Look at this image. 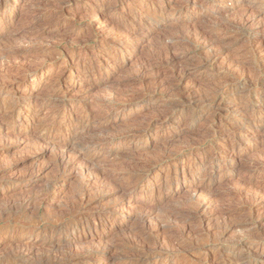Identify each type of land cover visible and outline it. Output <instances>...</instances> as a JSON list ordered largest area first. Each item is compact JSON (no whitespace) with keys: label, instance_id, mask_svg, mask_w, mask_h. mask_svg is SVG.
<instances>
[{"label":"rangeland","instance_id":"374dc122","mask_svg":"<svg viewBox=\"0 0 264 264\" xmlns=\"http://www.w3.org/2000/svg\"><path fill=\"white\" fill-rule=\"evenodd\" d=\"M261 65L264 0H0V264H264Z\"/></svg>","mask_w":264,"mask_h":264},{"label":"bare ground","instance_id":"6f19581e","mask_svg":"<svg viewBox=\"0 0 264 264\" xmlns=\"http://www.w3.org/2000/svg\"><path fill=\"white\" fill-rule=\"evenodd\" d=\"M103 22V21H102ZM184 35L182 36V37H186L188 34L187 33H183ZM181 35H182V33H181ZM182 44H188V41L186 40V39H182V38H180L179 37V39L177 38V39H175V40H172V42L171 43H168V44H164V46H163V48L159 51V53H158V57L156 58V60H157V62L154 64V63H152V62H154V60L153 61H150V62H148L147 64H146V66L145 67H143L142 68V71H145V69L148 67H150V68H152V67H154V65H156L157 64V67H159L160 66V69H162V70H158V72H161V71H163L164 69H170V70H172V72H171V76H170V78L171 79H179V78H184V77H186L187 75H188V72L185 70V69H183V66H182V64H183V60H184V57H183V55L182 54H180V53H178V50H181V46H182ZM263 65H261L260 67H259V70L260 71H263ZM165 71V70H164ZM157 73V72H156ZM163 73V72H162ZM169 74H170V72H169ZM260 74V73H259ZM259 74H255L254 75V80L252 81V82H249V83H252L251 85H250V89H254V88H256V86H258L259 84H261V81H263L262 80V78L259 76ZM163 87H165L166 89L167 88H170V83L169 82H166V83H164L163 82ZM261 87V86H260ZM235 97V96H234ZM232 98V97H231ZM179 104V105H177V107H180L181 108V113L182 114H184V113H186L187 111L189 112V111H191L192 110V108H193V106H194V100L193 99H185V100H179V102L178 101H175L174 103H172L173 105H175V104H177V103ZM171 104V105H172ZM244 109H245V107H244ZM246 113V112H245ZM171 116L170 115H164V116H162L161 117V119H163V120H165V121H167L169 118H170ZM149 123V124H148ZM147 123V126L148 125H150V122H148ZM147 126H145L144 127V129L146 130V128H147ZM107 127H108V125L106 124V123H102L100 126H99V129L100 130H103V132L105 131V130H107ZM219 129V128H218ZM140 131V130H139ZM142 131V130H141ZM215 131V130H214ZM139 132H138V130H136V131H134L133 132V135H136V134H138ZM80 135H81V133H79ZM114 137V136H113ZM111 139V138H110ZM109 140V139H108ZM118 140V139H117ZM102 141H104V139H98V140H96L95 141V143H94V145H96V144H100V143H102ZM72 148L73 149H75L74 148V146H72ZM81 158H84V159H87V158H85L84 157V155L81 157ZM237 163V162H236ZM241 164V163H240ZM249 165V164H248ZM255 165V164H254ZM257 165V164H256ZM250 167V166H249ZM262 168V167H261ZM249 169V168H248ZM191 174L192 175H196L197 174V172L196 171H192L191 172ZM136 176H138V175H136ZM135 176V177H136ZM25 205H28L27 207H31L32 208V203H27V204H25ZM260 239H261V237H260ZM58 253V252H57ZM59 254V253H58ZM62 257V253H60V258ZM59 258V257H58ZM58 258L56 257V256H54V257H49V259L47 260V258H46V260H47V262L49 261H51L50 263H57V260H58ZM65 261L67 260V258H65L64 259ZM58 261H60V262H62V259L61 260H58ZM45 262H44V260L43 259H40V261L38 260V264H44Z\"/></svg>","mask_w":264,"mask_h":264}]
</instances>
